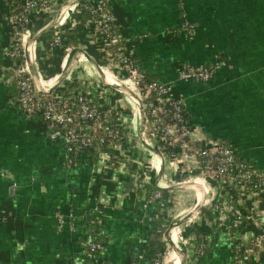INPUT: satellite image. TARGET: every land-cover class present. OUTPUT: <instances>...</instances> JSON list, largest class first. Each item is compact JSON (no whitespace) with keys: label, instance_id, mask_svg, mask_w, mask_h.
<instances>
[{"label":"crops","instance_id":"obj_1","mask_svg":"<svg viewBox=\"0 0 264 264\" xmlns=\"http://www.w3.org/2000/svg\"><path fill=\"white\" fill-rule=\"evenodd\" d=\"M74 7L65 11V19ZM110 7L122 35L136 40V59L148 79L172 81L170 96L183 101L189 139L197 146L229 143L264 173V0H185L193 24L190 34L179 30L176 0H111ZM45 21L38 13L30 25L36 30ZM9 28L8 1L0 0V264H132L136 259L151 264L156 253L169 247L165 233L182 209L178 195L193 187L162 190L161 200L146 203L159 171L147 172V181L139 172L146 170V158L149 167L161 162L146 148L129 152L114 165L94 150L82 152L68 168L63 143L51 140L38 117L25 116L15 105L17 88L10 81L5 54ZM82 29L85 40L79 45L92 53L94 46ZM38 43L42 50L40 37ZM187 62L219 65L207 82L176 79L177 68ZM42 63L47 72L57 71V54ZM79 65L95 74L87 58H80ZM126 103L131 106L127 98ZM139 121L134 112L130 137L138 136ZM130 137L138 144L139 138ZM183 164L195 167L193 156L185 153ZM173 174L164 161L161 180L183 175ZM193 192L197 204L200 192ZM238 206L246 212L257 209L264 218V195L243 192ZM56 210L71 214L61 230L55 227ZM200 213L183 233L204 232L208 249L190 264H231L232 237L210 204H203ZM244 229L256 233L259 226L249 222ZM180 233L179 228L172 232L175 243H180ZM92 239L99 248L85 254ZM246 264H264V246Z\"/></svg>","mask_w":264,"mask_h":264},{"label":"built area","instance_id":"obj_2","mask_svg":"<svg viewBox=\"0 0 264 264\" xmlns=\"http://www.w3.org/2000/svg\"><path fill=\"white\" fill-rule=\"evenodd\" d=\"M7 1L10 37L5 54L8 59L10 81L17 88L15 105L25 116L38 117L43 122L51 140H60L63 143L65 165L68 168L72 167L82 152L91 149H95V155L110 165L119 162L123 156L133 154L135 149H144L142 147L145 146L140 140L135 145L129 141L128 130L129 126L131 128L134 112L124 97L125 94L135 97L138 102L140 121L139 103L145 113V141L160 151L171 171L186 175L182 182H195V178H201L204 181L205 184H202L205 192L204 205L212 206L216 220L232 237L229 247L231 264H246L251 261L257 254L258 246H264V218L260 216L257 209L249 210V212L242 211L238 203L243 192L264 195V173L253 169L229 143L220 141L197 146L189 139L190 124L185 115L183 101L180 97L170 96L172 81L147 78V74L140 68L136 59V40H128L120 32L116 17L110 7L111 0L85 2L84 8L89 15L84 28L89 34L94 50L91 53L84 48L78 49L84 50L95 60L104 78V70H106L114 78L129 81L130 87L126 88L131 89L137 97L104 85L99 71L96 76L100 79H95L94 73L89 68L85 70L84 77L76 75L74 73L76 63L82 57L87 58L86 55L76 57L72 69L53 91L40 92L32 78L30 67L32 66L35 70L44 90H48L59 79L70 62L65 66L66 58L72 51H76H71L74 47L64 45L63 27L73 14L76 15L79 23L80 10L77 6L83 0ZM67 1L71 4L55 18L53 25L49 28L48 37L42 44V51L41 44L38 43L39 37L27 43L33 34L48 24L62 4ZM176 1L181 20L179 30L190 34L193 31V24L186 15L185 0ZM72 4L75 5L72 13L68 18L62 19L61 15ZM38 13L46 17V21L35 30L30 24ZM72 24H75L74 21ZM56 54L58 70L52 72L51 76L45 80L41 74L40 61L51 59ZM218 65V63L212 65L183 63L177 68L176 79L207 82L213 77ZM54 77L56 79L49 83V80ZM121 97L124 98V102L121 101ZM131 137L137 138L133 133ZM185 153L193 156L195 167L191 168L183 164ZM133 159L140 163L137 158ZM139 173L141 178L147 181L146 170ZM171 184L176 183L161 180L162 186ZM162 198V190L155 187L148 193L146 203ZM200 214L198 210L175 228H179L180 233L183 228L189 227ZM54 215L55 227L61 230L71 214L66 215L56 210ZM249 222H257L259 231L256 233L245 231L244 227ZM68 228L73 229V225L69 223ZM207 241V235L204 232H197L196 235L180 233V247L175 246L179 250L181 246L184 248V264L193 263L203 257L208 249ZM98 248L99 242L92 239L87 243L84 252L91 255ZM171 251L175 253L169 246L165 251L156 253L151 264H173ZM132 264L141 263L136 259Z\"/></svg>","mask_w":264,"mask_h":264},{"label":"water","instance_id":"obj_3","mask_svg":"<svg viewBox=\"0 0 264 264\" xmlns=\"http://www.w3.org/2000/svg\"><path fill=\"white\" fill-rule=\"evenodd\" d=\"M74 1H77V0H74ZM71 4V2L67 1L65 3L62 4V6L59 8V10L54 14V16L51 18V20L48 22V24L40 29L38 32H36L35 34H33L27 41V43H29L31 40L33 39H36L38 37H40L42 34H44L46 31L49 30V28L53 25L54 23V20L55 18L57 17V15H59V13L65 9L67 6H69ZM80 55H86L87 58L89 59V61H91L92 63L96 64L95 60L87 53L85 52L84 50L82 49H78L76 50V52L74 53V56L69 64L67 65V67L65 68V70L62 72V74L60 75L59 79L55 82V84H53L48 90H44L43 87L41 86L40 82H39V79H38V76L35 72V70L33 69V67L31 66L30 67V71H31V75H32V78L35 82V84L39 87V90L40 92L42 93H50L51 91H53L61 82L62 80L64 79V77L69 73V71L72 69V67L74 66L75 64V60H76V57H79ZM97 65V64H96ZM98 66V65H97ZM98 71H99V74H100V77H101V80L103 82L104 85L106 86H110L116 90H121L125 93H128V94H133L136 96V94L134 92H132L131 89L129 88H126V87H123V86H119L117 84H114V83H110V82H107L105 81V78H104V75H103V72L101 70V68H99L98 66ZM137 97V96H136ZM139 111H140V115H141V129H140V132H139V140L143 143V145L145 147H147L150 151H152L153 153H155L157 156H159V158L161 159V168L156 176V178L154 179V185L157 187V188H160L161 190H169V189H179V188H186V187H194V186H200L201 187V190L203 191V196H202V199L197 203L195 204L189 211L183 213L182 215H180L179 217L173 219L168 227H167V230H166V239H167V243L169 244V246L175 251V253L177 254V257L179 259V262L180 264H184V258H183V253L175 246V244H173V242L171 241L170 239V234H171V231L179 224L183 223L187 218L191 217L192 215H194L198 210H200L201 206L204 204V200H205V192H204V188L203 186H201L199 183L197 182H182V183H176V184H171L169 186H162L161 185V177H162V173H163V164H164V160H163V157L160 153L159 150H157L156 148L150 146L144 139V121H145V113H144V110H143V107L142 105L139 103Z\"/></svg>","mask_w":264,"mask_h":264},{"label":"rangeland","instance_id":"obj_4","mask_svg":"<svg viewBox=\"0 0 264 264\" xmlns=\"http://www.w3.org/2000/svg\"><path fill=\"white\" fill-rule=\"evenodd\" d=\"M73 21H74V23L75 24H72L73 23ZM65 25L66 26H68V28L71 30H76V28L78 29L79 28V23L77 22V20H76V15H74L73 14V16L70 18V20H68V21H66L65 22ZM76 27V28H75ZM78 48H84V49H86L84 46H77V47H74V48H72L71 49V51L72 50H77ZM87 50V49H86ZM39 66H40V69H41V74H43L42 76H43V78H45V80H47V78L49 77V76H51V73L52 72H47L48 71V69H46V68H44V64L42 63V61H40V64H39ZM86 69H88V67L87 66H83V65H79L78 67H75V69H74V73L76 74V75H78V76H80V77H84V75H85V70ZM49 71H50V69H49ZM54 72V71H53ZM94 75V78L95 79H100V77L99 76H96L97 75V73H95V74H93ZM125 97L127 98V101H129V103L131 104V106H132V108H133V111L134 112H136L137 113V107H136V103L135 102H133L132 100H131V98L128 96V95H125ZM121 101H123L124 102V98L123 97H121ZM149 166H148V162H147V158H146V171H151L152 172V170H150L149 168H148ZM174 174L175 173H177L176 171H174L173 172ZM173 174V175H174ZM185 177H186V175H182V176H180V177H174V176H170L169 178H167L166 180H164L165 182H168V183H181L184 179H185ZM179 192H177V194H178ZM184 193L185 194H181V195H178V198H179V204L181 205V208L182 209H180V210H178L177 211V213H176V216H174V218L173 219H175V218H177L178 217V215H179V212H180V215L181 214H183L184 212H187L188 210H190L192 207H193V205H195L196 204V196H195V192H193V189L191 188V189H189V191H184ZM194 194V195H193ZM193 196H194V200H193ZM184 198H185V201L183 202V200H184ZM179 215V216H180ZM188 228V227H187ZM183 233V232H182ZM180 244V243H179ZM180 251L182 252V253H184V248H182V246H181V249H180Z\"/></svg>","mask_w":264,"mask_h":264},{"label":"bare ground","instance_id":"obj_5","mask_svg":"<svg viewBox=\"0 0 264 264\" xmlns=\"http://www.w3.org/2000/svg\"><path fill=\"white\" fill-rule=\"evenodd\" d=\"M69 1H73V0H69ZM72 6H73V4L68 8V9H71L72 8ZM67 9V10H68ZM66 10V11H67ZM64 13H65V11L63 12V14L61 15V18L62 19H65V17L66 16H64ZM74 52H76V51H72L71 53H70V55L66 58V60H65V62L67 61V59H69V61L73 58V57H75L74 56ZM89 61V60H88ZM90 62V61H89ZM77 63H78V61H77ZM77 63H76V66H77ZM91 63V62H90ZM92 64V66L95 68V70L98 72V69H97V67H96V65L95 64H93V63H91ZM96 71H95V73H96ZM54 78H56V77H54ZM54 78H52V79H50L49 80V83L51 82V81H53V79ZM105 79L107 80V81H109V82H114V83H116V84H118V85H120V86H124V87H130V85H129V81H127V80H122V81H119V80H117L116 78H114L113 76H111V75H108V74H105ZM125 95H127V94H125ZM130 98H131V100L133 101V102H135L136 103V107H137V116L139 117V114H138V102H137V100L135 99V97H133V96H131V95H128ZM125 98V101H126V97H124ZM140 129H141V121H139V128H138V136H139V132H140ZM131 130H132V124H131ZM132 132V131H131ZM138 136H137V138H138ZM146 138H147V136H146ZM139 140V139H138ZM142 148H145V147H142ZM155 155V154H154ZM157 156V155H156ZM159 160H161L160 158H159ZM160 164H161V162H160ZM160 164L157 162V161H155L154 163H153V165H152V167H148L150 170H152V174L154 175V173H157L160 169H159V167H160ZM161 168V167H160ZM146 172H149V171H146ZM151 173H149V175L151 176ZM199 180H201V178L199 179ZM204 181L203 180H201V181H199L198 183L201 185V183H203ZM202 186V185H201ZM194 189H198L199 190V192H200V198H199V200H198V202L201 200V198H202V195H203V193H202V190H201V188H199V186H195V187H193V190ZM176 229H178V228H174L172 231H171V234H170V239H171V241L175 244V245H177V246H179L180 247V244H178V243H175L174 241H173V239H172V232L173 231H175ZM183 231L181 230V233H182ZM172 252V251H171ZM171 256H172V254H171ZM178 261V260H177ZM173 264H175V259L173 258ZM179 264H180V262H179Z\"/></svg>","mask_w":264,"mask_h":264},{"label":"trees","instance_id":"obj_6","mask_svg":"<svg viewBox=\"0 0 264 264\" xmlns=\"http://www.w3.org/2000/svg\"><path fill=\"white\" fill-rule=\"evenodd\" d=\"M87 1H91V0L80 1L78 3V6H77L78 9L80 10V14H79L80 20H79V25H78L79 28L76 30H72V29L70 30L68 28V26H66V25L63 27V35L65 36V39L63 40L64 45L77 47L81 40H85L82 28L84 27V24L86 23V20H87L88 15H89L88 11L84 8V4ZM48 34H49V30L40 36V38L43 42L46 41ZM83 45L87 46L85 43ZM147 78H149V77H147ZM185 115H186V113H185ZM91 150L93 151V149H91ZM151 187L153 188L154 186H151ZM202 210H204V209H202Z\"/></svg>","mask_w":264,"mask_h":264}]
</instances>
